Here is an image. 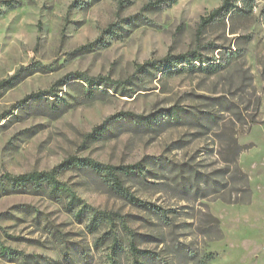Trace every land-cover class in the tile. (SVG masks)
<instances>
[{
  "label": "rangeland",
  "instance_id": "rangeland-1",
  "mask_svg": "<svg viewBox=\"0 0 264 264\" xmlns=\"http://www.w3.org/2000/svg\"><path fill=\"white\" fill-rule=\"evenodd\" d=\"M222 2L0 0V181L62 183L0 184V264H264V0L199 37Z\"/></svg>",
  "mask_w": 264,
  "mask_h": 264
},
{
  "label": "trees",
  "instance_id": "trees-1",
  "mask_svg": "<svg viewBox=\"0 0 264 264\" xmlns=\"http://www.w3.org/2000/svg\"><path fill=\"white\" fill-rule=\"evenodd\" d=\"M258 5V0H223L222 4L220 7L217 9L213 10L209 14L203 16L201 18V22L199 25V37L202 36V32L205 31L207 28L213 26L214 24L220 23V22H225L227 19L229 20H235V19H245V20H250L254 18V12L257 8ZM261 19L264 22V10L261 12ZM235 53L231 52L230 54L227 55V63H230L234 57ZM181 59L185 61H190L191 59L193 61H200L203 60V56L197 52L193 51L189 53L187 56H183ZM211 60H208V63ZM165 63H172L171 58H167L165 60ZM203 64L206 62H202ZM150 65V64H148ZM208 69H215L219 71L224 67V64L222 63H216V64H210L208 66ZM141 68H145L144 66ZM255 123V121H253ZM252 124V123H251ZM236 147L239 148L237 142ZM236 163L237 161L234 160ZM94 167L98 171H102L106 173V176L110 178V182L112 183L114 189H116L120 194L127 199H130L131 201L137 202L138 200L129 193V191L125 188L120 175L118 172L121 170L120 168L116 167H110V166H102L100 164H94ZM101 172V173H102ZM1 185H9L10 189L12 192L16 193H28L29 191H40L43 189L44 185L50 186L54 188L55 190L60 188L62 183L59 181L57 177V170L54 169L50 172H35V173H29V174H24L20 176H15L12 174H6L5 176L2 177L0 181ZM72 202H76L78 199L76 196L71 197ZM88 209V210H87ZM90 209V210H89ZM92 214L94 216V223H96V220H101V221H112L114 218L111 214L106 213V212H100V211H95L94 209L90 208L89 206H84L83 210L80 213V216L85 215V214ZM167 213H164L163 216L166 217ZM217 222V220H216ZM219 222H217L218 224ZM222 236V235H221ZM220 236V237H221ZM136 251V250H135ZM139 254H143L140 251H137ZM193 257V256H191ZM210 259L202 260L200 261L201 264H206L208 263Z\"/></svg>",
  "mask_w": 264,
  "mask_h": 264
}]
</instances>
